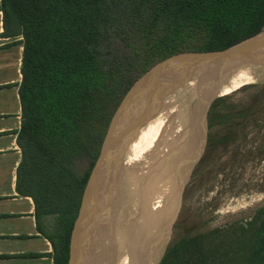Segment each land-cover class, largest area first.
<instances>
[{
    "label": "trees",
    "instance_id": "16d2710c",
    "mask_svg": "<svg viewBox=\"0 0 264 264\" xmlns=\"http://www.w3.org/2000/svg\"><path fill=\"white\" fill-rule=\"evenodd\" d=\"M0 12L1 36L23 47L16 192L32 199L54 264L68 263L86 181L134 80L173 54L224 50L264 29V0H0ZM114 40L128 53L117 54ZM78 158L89 163L82 175ZM157 264H264V207L180 237Z\"/></svg>",
    "mask_w": 264,
    "mask_h": 264
},
{
    "label": "rangeland",
    "instance_id": "374dc122",
    "mask_svg": "<svg viewBox=\"0 0 264 264\" xmlns=\"http://www.w3.org/2000/svg\"><path fill=\"white\" fill-rule=\"evenodd\" d=\"M113 47L119 55L128 53L118 40ZM247 81L222 85L205 113L203 100L196 103L168 138L151 229L168 235L156 255L158 261L180 237L249 219L264 207V79ZM178 98L188 107L196 99L195 91ZM218 98L221 102L210 110ZM208 118L214 121L209 123ZM88 164L78 158L73 168L82 175ZM124 177L123 168L116 189L123 185L131 192L135 184ZM50 223H45L47 232Z\"/></svg>",
    "mask_w": 264,
    "mask_h": 264
},
{
    "label": "water",
    "instance_id": "95a60500",
    "mask_svg": "<svg viewBox=\"0 0 264 264\" xmlns=\"http://www.w3.org/2000/svg\"><path fill=\"white\" fill-rule=\"evenodd\" d=\"M245 66L264 70V29L224 50L173 54L156 62L134 80L110 118L90 170L70 233L67 264H89V241L99 226L101 215L104 211L110 212L108 196L119 183L129 145L161 111L165 99L181 87L194 83L196 98H202L205 113L212 99L219 97V90L230 74Z\"/></svg>",
    "mask_w": 264,
    "mask_h": 264
},
{
    "label": "bare ground",
    "instance_id": "6f19581e",
    "mask_svg": "<svg viewBox=\"0 0 264 264\" xmlns=\"http://www.w3.org/2000/svg\"><path fill=\"white\" fill-rule=\"evenodd\" d=\"M245 78L249 80L248 83L264 79V70L258 66L239 68L230 74L223 85L241 82ZM194 89V83H189L168 96L161 111L132 140L123 167L124 178L131 179V185L135 186L128 193L123 185L116 189V193H110L113 195L110 212L101 215L99 226L89 241V264H157L156 255L168 237L151 230L159 194L158 175L168 138L172 132H176L189 110L202 100L196 98L186 107L178 96L184 93L188 95Z\"/></svg>",
    "mask_w": 264,
    "mask_h": 264
},
{
    "label": "crops",
    "instance_id": "0c3cea01",
    "mask_svg": "<svg viewBox=\"0 0 264 264\" xmlns=\"http://www.w3.org/2000/svg\"><path fill=\"white\" fill-rule=\"evenodd\" d=\"M2 32L0 12V264H54L52 246L37 227L32 199L16 192L22 158L17 133L23 47L21 37L4 38Z\"/></svg>",
    "mask_w": 264,
    "mask_h": 264
}]
</instances>
